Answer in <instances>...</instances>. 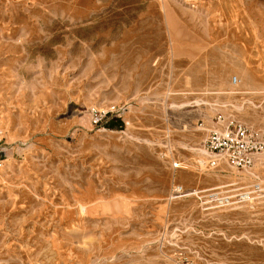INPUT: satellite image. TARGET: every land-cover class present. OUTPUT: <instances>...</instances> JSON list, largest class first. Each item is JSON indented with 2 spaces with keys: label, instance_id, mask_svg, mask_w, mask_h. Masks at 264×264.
<instances>
[{
  "label": "rangeland",
  "instance_id": "obj_1",
  "mask_svg": "<svg viewBox=\"0 0 264 264\" xmlns=\"http://www.w3.org/2000/svg\"><path fill=\"white\" fill-rule=\"evenodd\" d=\"M231 119L264 134V0H0V264H264Z\"/></svg>",
  "mask_w": 264,
  "mask_h": 264
},
{
  "label": "built area",
  "instance_id": "obj_2",
  "mask_svg": "<svg viewBox=\"0 0 264 264\" xmlns=\"http://www.w3.org/2000/svg\"><path fill=\"white\" fill-rule=\"evenodd\" d=\"M204 147L209 153V162L212 165L222 160L238 169H248L264 152V134L242 121L231 119L226 122L222 121L219 126L209 131ZM174 191L181 192L182 186H175ZM244 192L237 194L239 199L244 198ZM208 195L221 206L233 203L234 197L219 191H212Z\"/></svg>",
  "mask_w": 264,
  "mask_h": 264
},
{
  "label": "trees",
  "instance_id": "obj_3",
  "mask_svg": "<svg viewBox=\"0 0 264 264\" xmlns=\"http://www.w3.org/2000/svg\"><path fill=\"white\" fill-rule=\"evenodd\" d=\"M109 126L113 127L114 125L116 124H119V119L116 118V119H109L108 123H107Z\"/></svg>",
  "mask_w": 264,
  "mask_h": 264
},
{
  "label": "bare ground",
  "instance_id": "obj_4",
  "mask_svg": "<svg viewBox=\"0 0 264 264\" xmlns=\"http://www.w3.org/2000/svg\"><path fill=\"white\" fill-rule=\"evenodd\" d=\"M201 163H203L202 161H201ZM244 195V198L243 199H246L247 197H248V195L247 194H243ZM231 197V196H230ZM230 204H232V203H230Z\"/></svg>",
  "mask_w": 264,
  "mask_h": 264
}]
</instances>
